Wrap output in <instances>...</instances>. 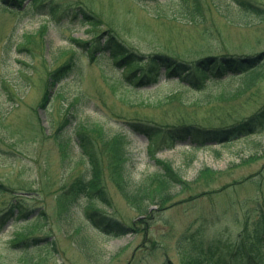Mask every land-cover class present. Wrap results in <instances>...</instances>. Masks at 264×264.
<instances>
[{"label":"rangeland","instance_id":"374dc122","mask_svg":"<svg viewBox=\"0 0 264 264\" xmlns=\"http://www.w3.org/2000/svg\"><path fill=\"white\" fill-rule=\"evenodd\" d=\"M200 1L203 16L191 19L181 0H43L41 10L53 14L8 8L0 0V215L15 199L45 211L38 228L4 224L0 264H182L177 246L182 235L230 249L258 226L264 215L260 135L196 146L190 139L140 134L127 121L213 129L252 115L264 107V62L201 89L169 78L138 87L125 80L124 70L91 60L72 45V38L94 40L110 26L145 55L165 51L195 61L205 53L264 52L263 17L233 0ZM250 1L264 7V0ZM79 5L100 18L101 28L77 21L70 7ZM72 56L73 72L48 83L51 71ZM238 87L243 92L225 95ZM79 121L85 125L80 129L91 132L98 170L78 144ZM65 131L72 133L70 140L61 138ZM118 133L126 141L123 165L133 185L157 172L158 160L169 162L185 181L162 206L151 204L150 216L134 207L113 179L114 162L104 141ZM75 192L76 220L69 222L60 202ZM85 209L121 221L128 233L104 232ZM28 234L50 235L47 246L19 251L13 241ZM81 235H87L86 245Z\"/></svg>","mask_w":264,"mask_h":264},{"label":"trees","instance_id":"16d2710c","mask_svg":"<svg viewBox=\"0 0 264 264\" xmlns=\"http://www.w3.org/2000/svg\"><path fill=\"white\" fill-rule=\"evenodd\" d=\"M42 1L41 3H39ZM157 1V0H151ZM174 1V0H173ZM183 1L182 11L190 16L191 19L203 16L201 12V1L194 0L190 4L189 0ZM237 6L247 12L264 18V7L255 4L250 0H233ZM26 2L25 5H23ZM1 3L8 8L37 9L41 14H49V10H41L43 0H1ZM53 5L52 8H54ZM70 11L76 15L77 21L90 22L92 28H101L100 18H95L85 6L79 5L75 10L70 7ZM53 14V13H51ZM106 27L101 30L97 38L80 41L72 38L73 48L76 51H83L91 60L106 62L111 68L117 71H125V80L135 84L138 87L151 86L158 83L163 78L174 79L186 87L201 89L203 86L214 81L219 82L225 79L235 78L240 74H246L254 71L264 62V52L256 54L242 53H205L195 61H188L182 56L167 53L165 51H156L150 55L138 52L127 45L121 36L113 29ZM93 32V31H90ZM75 56L70 57L62 65L51 71L48 83H60L67 78L75 69ZM244 89L238 87L235 92L225 93L226 96H236ZM50 99V91L44 97L45 102ZM45 104V103H44ZM43 104V105H44ZM71 123L73 120L67 116L65 119ZM75 122V121H74ZM127 123L140 134L167 135L171 139H190L196 146L207 143H226L233 140L249 137L257 134L264 140V107L252 115L237 119L231 124L205 129L194 125H155L144 121H127ZM72 124V123H71ZM76 124V123H75ZM75 128L78 144L90 160L95 170H98V158L96 147L91 132L81 121L77 122ZM75 127V126H74ZM61 138L70 140L68 131L64 132ZM104 141L105 137L100 136ZM72 139V138H71ZM107 142V143H105ZM104 146L114 162L113 179L118 188L133 205L148 216L152 213L151 204L161 205L170 197L173 189L184 184L182 174L172 165L164 160H158L159 170L146 178L141 184H132L127 176L126 168L123 165L126 156V141L123 134H115L112 139L104 141ZM97 173V172H96ZM4 185L0 182V190ZM84 189V187H83ZM79 197L78 192L71 197H61L60 207L62 216L69 222L76 220L73 204ZM29 205V204H28ZM26 205L23 201L15 199L12 204L0 215V231L5 229L4 224L9 221L14 223L29 224L38 228L40 222L44 219L45 211L40 205ZM28 206V207H26ZM89 208H92L89 206ZM85 215L91 219L97 228L112 235H123L128 233L129 226H125L121 221L116 220L106 214H100L97 211H87ZM34 228V227H33ZM86 234H89L88 231ZM50 235H23L13 241V245L19 251L29 253L34 248L45 247L48 244ZM79 239L84 245L87 244V235H81ZM178 248L181 253L182 264H264V215L254 231L246 234L235 248L220 249L217 243L205 246L202 239H197L194 235L184 234L178 239ZM165 264H174L167 260Z\"/></svg>","mask_w":264,"mask_h":264}]
</instances>
